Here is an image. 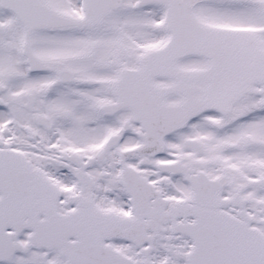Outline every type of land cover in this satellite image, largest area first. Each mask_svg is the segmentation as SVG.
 Wrapping results in <instances>:
<instances>
[{
	"label": "snow or ice",
	"instance_id": "6c2138e0",
	"mask_svg": "<svg viewBox=\"0 0 264 264\" xmlns=\"http://www.w3.org/2000/svg\"><path fill=\"white\" fill-rule=\"evenodd\" d=\"M0 264H264V0H0Z\"/></svg>",
	"mask_w": 264,
	"mask_h": 264
}]
</instances>
